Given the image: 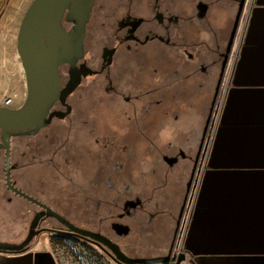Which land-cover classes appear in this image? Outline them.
I'll return each instance as SVG.
<instances>
[{"label":"rangeland","instance_id":"1","mask_svg":"<svg viewBox=\"0 0 264 264\" xmlns=\"http://www.w3.org/2000/svg\"><path fill=\"white\" fill-rule=\"evenodd\" d=\"M31 2L0 0V106L9 97L10 107H20L26 97V80L24 71H20L22 64L17 60L16 38ZM213 3L209 14L213 33L199 26L192 28L189 38L196 45L193 61L206 67L204 72L199 66L191 71L184 65L186 53L182 49L147 45L145 50L138 51L123 46L112 67L104 73L87 76L69 97L73 109L65 121L55 119L36 135L12 138L11 159L15 163L12 176L17 184L75 225L107 232L109 225L100 224L93 216L91 203L83 202L82 193L88 184L90 168L88 157L98 149L104 157L113 145L132 143L133 156L123 161L119 170L118 203L138 193L149 202L152 211L158 205L159 213L150 226V234L160 245L137 250H142L143 254H165L191 161L179 158L178 163L170 167L163 156L177 155L180 149L194 156L211 115L205 142L209 155L214 128L222 111L226 82H218L221 54L231 37L238 6L237 0H225L219 8L215 0ZM247 5L248 1L242 19ZM243 20L232 38L230 61ZM100 21L94 13L88 24L91 34L94 29L101 36L108 31L109 23L104 20L101 26ZM97 40L99 45L107 43L101 37ZM89 42L87 39L86 60L92 68H98L100 48H90ZM174 69H179L176 76L179 79L168 85V75ZM1 167L0 160V179ZM107 186L103 181L99 197L104 201L114 195ZM126 186H130L128 191H124ZM178 202L177 212L170 220L172 207ZM35 210L32 203L8 193L0 185V239L19 241L23 238ZM47 221L52 227L61 228L55 219L49 217ZM129 237L135 239L134 234ZM31 244L42 255L48 254L50 247L51 264H114L97 246L70 234L41 232ZM183 264H188V260Z\"/></svg>","mask_w":264,"mask_h":264},{"label":"water","instance_id":"2","mask_svg":"<svg viewBox=\"0 0 264 264\" xmlns=\"http://www.w3.org/2000/svg\"><path fill=\"white\" fill-rule=\"evenodd\" d=\"M93 3L94 0H32L20 22L16 48L27 92L20 107L0 106V150L4 149L6 153V181L9 188L33 202L37 200L10 185L11 139L20 134H35L47 126L54 116L63 118L68 114L69 106L65 111L51 112L50 108L58 98L65 103L82 78L94 72L85 62L77 65L84 55L85 28ZM63 20L73 23L70 30L63 26ZM62 64L69 65V80L60 89L58 67ZM164 159L172 165L178 158L165 156ZM136 203L129 201L126 205L133 207ZM40 205L45 208V213L57 218L66 231L96 244L118 264H174L170 262V255L128 257L118 244L106 236L81 228L50 207ZM197 206L203 209L195 212L194 219L199 211L204 212L210 218L213 229L206 234L190 232L185 249L192 254L214 255L216 259L202 263L194 260L195 264H264V229L229 230L222 224L233 220H264V168L206 170ZM41 215L42 212L37 213L32 219L24 241L19 244L0 242V251L25 252L31 238L38 232L35 228ZM116 226L124 234L129 230L123 224ZM237 233L252 235L249 238L239 237ZM249 241L257 244H246ZM184 259L185 254L180 255L176 264Z\"/></svg>","mask_w":264,"mask_h":264},{"label":"flooded vegetation","instance_id":"3","mask_svg":"<svg viewBox=\"0 0 264 264\" xmlns=\"http://www.w3.org/2000/svg\"><path fill=\"white\" fill-rule=\"evenodd\" d=\"M224 1L225 0H215V5L219 8L220 5L224 4ZM247 1L249 0H237L238 7L235 13L234 27L232 29L231 37H229L225 46V50L221 54L222 60L220 61L219 72L220 80L218 82L221 83L222 81L224 82V80L226 82L224 95L222 98V106L225 101L226 91L229 85L232 70V61H230V56L232 53L231 50L233 48L232 46L234 45V40H232V38L236 36L239 23L244 19H242V13L244 12V7ZM213 2L214 0H94L93 7L90 12V18L85 28V38L83 44L84 55L82 60H80L77 65L79 66L82 62H85L87 66H89L94 71L88 76L98 75L106 72L109 67H112L114 65L116 55L123 46L126 49H136L138 51H143L146 49L147 45H164L177 51L182 49L183 52L186 53V62L184 63V65H186L191 71L197 69L199 66L201 71L204 72V70H206V67H203L201 63L193 61L194 51H196V45H194L195 42L189 40V38H191L193 34L192 28L197 29L199 26H204L206 28V31L213 33V31L211 30L213 25L209 18L212 5L214 4ZM94 13L96 14V17L101 20V26H103L104 20L109 23L107 25L109 26V29L107 32H104L102 34L103 36H101V33L99 31H96L95 29L93 30V34L88 31V24L92 20ZM63 26L66 28V30H70L73 26V23H67L63 20ZM100 37L102 39L104 38V41L107 43L104 45H99L100 43L97 39ZM87 39L90 40V48L97 46H99L100 48L98 68H92L86 60ZM92 40L95 41L93 42ZM178 70L179 69H174V71L169 73V80L167 83L168 85H170L174 81L176 82L179 79L178 77H176L179 75ZM58 74L61 83L60 89H62L69 80V65H60L58 67ZM86 77L82 78L81 83ZM81 83L78 85V87L81 85ZM74 91L67 96L65 103H62L58 98L50 108L51 112L65 111L67 110V106H69V113L66 114L63 118L54 116L47 124V126L43 128L48 127L55 119L58 121H65L68 118L73 109L71 103L69 102V97L74 93ZM121 96L125 97V95L123 94H121ZM210 117L211 115H209V118ZM209 118H207L206 126H204L202 137L200 142L196 146L193 154L194 156L187 155V153H185L182 149L178 151L177 155L163 156V160L170 167L176 165L179 161V158L191 161L187 169L188 175L184 187V193L182 195L180 209L175 219L174 225L171 226V229L169 231L170 239L167 241L168 246L166 248L165 254H143L142 250H137V248L139 249L145 246H152V248H155L159 244L153 241L150 234V226L153 223L155 216L159 213L158 205L155 206V211H152L149 208V202L138 193H134L131 197H128L118 203L117 196L121 194L117 193L116 187L117 182L120 178L119 170L123 166V161L133 156L134 145L132 143L120 145L115 144L111 147L110 153L104 157L100 152L101 149H98L89 154L88 159L90 168L89 173L87 174L88 184L82 193L83 202L91 203L92 206L90 204L89 205L93 210V216L100 224L109 225V230L106 232L105 230H99L97 228H88L81 226L79 227L106 236L111 241L118 244L121 251L128 257H156L170 255V262L174 264H176L177 260L182 254H185V259L182 260L179 264H183L187 260L188 264H195L194 260L202 263L206 258H216V256L214 255H206L203 253L192 254L185 249V244L189 233L195 228V225L197 226V228H199L200 226V223L196 224L194 219L195 212L200 208L199 206H197L199 193L196 194L195 200L192 202L193 194L191 193V189L194 184V180L199 176L200 172L202 171L203 180L205 172L206 170H208L206 168V163L208 159L207 150H209V147L207 146V149L205 142L206 136L208 134L207 125L210 120ZM41 129L35 134L31 135L38 134ZM24 135L26 134H20L17 136ZM165 156L177 157L178 159L174 164L169 165L164 159ZM9 157L10 185L13 188L21 191V193H26L27 195L33 197L35 200H37L38 203L33 202L20 194H17V192L9 188V184L6 181V153L4 149H1L0 160L2 162V167L0 185L4 186L8 193H12L17 197L32 203L36 207V210L33 213V216L28 224L26 234L23 238L19 239V241H8L0 239V242L19 244L24 241L29 233V226L32 219L37 213L40 212H42V215L40 216L35 228L36 230H38V232L31 238L28 248L27 250H25V252L29 250L30 244L32 243L33 239H35L36 236L41 232H60L64 234H70L68 231H66V227L57 218L45 213V208L40 204L50 207L52 210L66 218L63 214L56 211L47 203L41 201L39 198L25 191L17 184V182L13 178L12 172L14 171L15 163L11 159L12 143H10ZM107 170L108 173H106ZM202 180L200 185H202ZM103 181L105 185L108 184V186L106 187L107 190L113 191L114 193L113 197L111 196L107 201H104L101 197H99ZM129 189L130 186H126L124 191H128ZM129 201H134L137 203L135 206L131 207L129 205H126ZM49 217L59 222L61 228L52 227V224L48 223L47 221ZM116 224H123L127 226L129 228L128 232L126 234L119 232V227H117ZM131 234H134L135 239L130 240L129 236ZM83 240L88 241L86 239ZM94 245L97 246L96 244ZM98 248L103 251L100 247ZM25 252L8 253L0 251V253L6 254H22ZM108 257L114 264H118L110 256Z\"/></svg>","mask_w":264,"mask_h":264},{"label":"crops","instance_id":"4","mask_svg":"<svg viewBox=\"0 0 264 264\" xmlns=\"http://www.w3.org/2000/svg\"><path fill=\"white\" fill-rule=\"evenodd\" d=\"M207 167L264 168V0L248 1L233 55L225 101L214 128ZM180 202L172 207L170 220H173ZM200 208L203 209L202 206ZM195 222L200 223V226L197 228L195 225L191 233L206 234L213 229L210 218L202 211L197 214ZM222 224L229 230L264 229L262 219L233 220ZM237 235L249 238L252 233ZM246 244L257 242L249 241ZM32 252L35 253L33 256ZM48 252L42 255L34 249V244H30L29 250L22 254L0 253V264H51L50 247ZM210 259L216 258L205 260Z\"/></svg>","mask_w":264,"mask_h":264},{"label":"built area","instance_id":"5","mask_svg":"<svg viewBox=\"0 0 264 264\" xmlns=\"http://www.w3.org/2000/svg\"><path fill=\"white\" fill-rule=\"evenodd\" d=\"M11 99L8 97L4 100L3 104L1 106H7L10 107ZM201 180H202V171L200 172L199 176L194 180V184L191 189V193L193 194L192 202L195 200L196 194L199 193L201 188Z\"/></svg>","mask_w":264,"mask_h":264},{"label":"bare ground","instance_id":"6","mask_svg":"<svg viewBox=\"0 0 264 264\" xmlns=\"http://www.w3.org/2000/svg\"><path fill=\"white\" fill-rule=\"evenodd\" d=\"M17 60H18L19 63H21L19 57H17ZM20 71L23 72V68L22 67H20Z\"/></svg>","mask_w":264,"mask_h":264}]
</instances>
